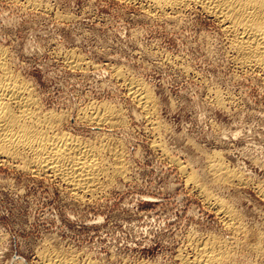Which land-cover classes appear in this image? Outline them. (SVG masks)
<instances>
[{
	"label": "rangeland",
	"instance_id": "rangeland-1",
	"mask_svg": "<svg viewBox=\"0 0 264 264\" xmlns=\"http://www.w3.org/2000/svg\"><path fill=\"white\" fill-rule=\"evenodd\" d=\"M36 5L0 0V46L45 110L63 113V130L110 145L109 175L82 199L52 173L0 157V264H48L55 250L78 264H182L205 237L226 241L234 264H264V75L234 63L220 25L194 9L152 17L130 0ZM73 56L81 65H69ZM116 70L151 89L154 121ZM102 104L115 108L114 124L80 117ZM214 155L243 180L216 183ZM213 196L243 224L233 231Z\"/></svg>",
	"mask_w": 264,
	"mask_h": 264
},
{
	"label": "bare ground",
	"instance_id": "bare-ground-1",
	"mask_svg": "<svg viewBox=\"0 0 264 264\" xmlns=\"http://www.w3.org/2000/svg\"><path fill=\"white\" fill-rule=\"evenodd\" d=\"M38 1L39 0H25L28 5H33V7L34 5L38 6L36 5ZM130 1L140 3L142 9L144 8V11L152 17H172L193 9L200 10L202 13L204 12L220 25L225 36L224 39H226L227 42V51L234 60V63L242 70L258 71L264 75V0ZM39 4H41V2ZM46 7L43 6L42 8L46 9ZM68 62L70 63L69 65L73 66H79L82 63L80 58L77 57H70ZM117 70L114 75L117 76L118 80L121 79L123 81V85L127 87L132 98L142 107V111H144L147 117L145 118L147 120H152L155 114L154 105L156 100L151 89L138 78H127L126 75ZM215 98L217 103L223 104L222 96L219 93L215 94ZM41 103L40 98L34 92L31 84L25 80V77L23 78L21 76V73L19 74L13 68L8 50L0 46V157L6 161L17 162L16 168L18 167L26 173H33L34 175L38 173H52L55 177L60 178L61 181L67 183L69 187H71L72 192L75 194L74 196L85 198L84 195L87 192H91L99 184L102 176L109 175L104 165L106 160L103 161V155L107 153L105 152L106 150L111 149L107 147L110 145L106 146L104 145L105 143L93 145L80 137L71 135V132L70 134L69 131L63 130V121L65 122L63 113H58L53 109L49 111L45 110ZM91 107L89 106V109ZM115 112L116 110L112 105L102 104L93 106L91 110H84L80 117H86V121L88 119L89 121L96 122L97 125L102 123L110 124V122L114 124L115 122L112 123L114 120L111 121V119L112 117L113 119L116 117L117 113ZM80 120L82 119L80 118ZM156 123L153 122V125ZM157 126L159 127L160 125L158 124ZM117 150H119V148ZM117 150H112L113 154L116 156L119 151H121L119 150L117 152ZM218 155H214V158L211 157V163L209 164L216 179H214V181L226 184V182H231L237 178L241 182L243 180L241 173L237 174V172L229 170L226 166L227 164L225 165L222 161L223 158H220ZM116 169L117 166L114 170ZM114 170L110 171L114 172ZM192 173L193 172L189 173L188 179L190 182H193L192 184H195L196 175ZM206 190L203 192L207 196L206 193L209 192ZM218 192L219 191H217V193ZM261 193L264 195V191ZM205 200L207 199L205 198ZM211 203L216 207L215 209H218V211L223 214L221 217L226 218L228 225L232 226L233 231L237 229L239 225L243 224H240L238 221L237 212L232 204L224 198L219 196L214 197ZM234 237L235 236H233V238ZM205 240L199 244L197 243L198 245L192 242L195 246L194 250L192 247V251L195 252V254L191 256L193 258L188 256L179 258L182 264H234L233 249L231 250L226 241L216 237H212L211 239H206L205 237ZM196 241L198 242L197 238ZM254 247L257 252H259L260 244L258 242ZM43 256L48 264H78L75 256L69 258L63 257V254L57 250L44 254Z\"/></svg>",
	"mask_w": 264,
	"mask_h": 264
}]
</instances>
